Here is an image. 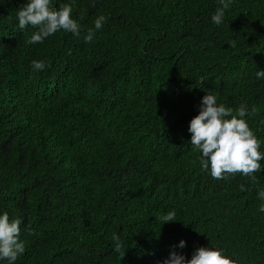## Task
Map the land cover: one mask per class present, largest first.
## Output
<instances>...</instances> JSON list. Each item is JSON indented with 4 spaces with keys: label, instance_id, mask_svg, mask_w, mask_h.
Instances as JSON below:
<instances>
[{
    "label": "trees",
    "instance_id": "obj_1",
    "mask_svg": "<svg viewBox=\"0 0 264 264\" xmlns=\"http://www.w3.org/2000/svg\"><path fill=\"white\" fill-rule=\"evenodd\" d=\"M27 2L0 0V214L21 219L25 245L14 264H164L200 247L264 264V160L255 185L213 179L188 131L210 93L246 106L264 153V0H231L219 25V0H60L80 35L36 44L17 19Z\"/></svg>",
    "mask_w": 264,
    "mask_h": 264
},
{
    "label": "clouds",
    "instance_id": "obj_2",
    "mask_svg": "<svg viewBox=\"0 0 264 264\" xmlns=\"http://www.w3.org/2000/svg\"><path fill=\"white\" fill-rule=\"evenodd\" d=\"M59 9L53 5V0H28V2L17 11L19 28L32 26L37 29L28 40L29 44L43 43L45 38L63 30L66 33L80 35V24L72 18V6L57 0ZM231 0H219L221 7L216 9L211 17L212 22L219 25L223 21L225 10L229 7ZM105 22L104 16H99L95 21V29L99 30ZM95 32L89 29L84 39L91 42ZM234 47V43L232 44ZM43 61H32L34 71H42L47 67ZM256 78H264V71H257ZM252 113L256 109L252 108ZM248 115V110L241 104L233 114V109L217 103L213 94H206L201 101L199 114L191 121L188 131L191 133V147L194 151L201 153L199 163L201 171H209L213 179H223L228 175L241 174L249 178L253 185L257 184L254 175L261 172V161L264 153L259 150L260 141L250 129L243 117ZM248 189L240 185V191ZM258 199L262 201L258 211L264 213V189L258 190ZM175 211H169L159 217L162 224L174 222ZM21 219H9L7 212L0 214V260H8L14 264L18 255L23 254L25 245L19 240ZM115 241L114 251L119 253L122 242L118 236H113ZM179 248L185 247V242L180 241ZM125 255V253H124ZM123 255V257H124ZM164 264H238L234 259L228 258L222 250L200 247L188 261L183 255L175 251L170 253Z\"/></svg>",
    "mask_w": 264,
    "mask_h": 264
}]
</instances>
